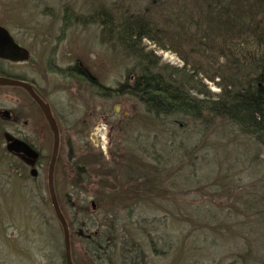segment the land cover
Listing matches in <instances>:
<instances>
[{
    "label": "rangeland",
    "instance_id": "374dc122",
    "mask_svg": "<svg viewBox=\"0 0 264 264\" xmlns=\"http://www.w3.org/2000/svg\"><path fill=\"white\" fill-rule=\"evenodd\" d=\"M150 1L0 0V24L31 55L27 63L5 70L41 86L62 124L65 118L76 122L69 141L92 172L77 182L76 195L58 198L72 222V256L78 264H264V147L227 121L215 119L208 129L172 118L161 123L137 101L105 95L125 80L133 61L105 45L97 25L62 27L64 7L85 15L105 2L139 12ZM146 46L163 63L182 64L174 52ZM75 65L86 76L69 73ZM17 93L0 85L5 106L2 97ZM8 139L0 133V264H64L62 228L45 192L48 161L32 178L29 168L6 152ZM48 152L45 147L44 155ZM128 165L143 166L148 175L151 166L157 168L160 177L151 192H139L138 199L139 193L127 194ZM67 174L61 176L65 185ZM112 208H120L117 245L100 259L84 256L77 228L88 218V231L101 232L100 218ZM126 233L135 239L133 250L121 244Z\"/></svg>",
    "mask_w": 264,
    "mask_h": 264
},
{
    "label": "trees",
    "instance_id": "16d2710c",
    "mask_svg": "<svg viewBox=\"0 0 264 264\" xmlns=\"http://www.w3.org/2000/svg\"><path fill=\"white\" fill-rule=\"evenodd\" d=\"M122 7L104 2L85 15L63 8V28L97 25L101 41L133 61L125 80L105 95L129 97L161 123L172 118L208 129L215 119L227 121L264 147V0H151L139 12ZM147 43L174 52L182 64L163 63ZM81 68L75 65L68 72L86 76ZM143 168L125 169L127 194L133 197L151 192L160 177L156 167L151 166L149 175ZM116 210L120 208L104 210L106 217L112 212L111 218L101 216L104 227L97 234L88 231V218L83 219L77 229L84 256L99 258L117 245ZM67 224L71 229L72 222ZM121 241L123 247L135 249V239L127 233ZM70 253L78 264L71 241Z\"/></svg>",
    "mask_w": 264,
    "mask_h": 264
},
{
    "label": "flooded vegetation",
    "instance_id": "af4514ba",
    "mask_svg": "<svg viewBox=\"0 0 264 264\" xmlns=\"http://www.w3.org/2000/svg\"><path fill=\"white\" fill-rule=\"evenodd\" d=\"M8 32L17 45L22 48H25L28 51L30 59V49L27 46L23 45L22 42L10 32V30H8ZM29 59L26 61L15 62L0 58V76L24 81L28 84V86H30L31 90L39 97V99L44 103V105L49 107L51 115L55 120L59 135L58 152L53 170V189L56 199L58 201V205L60 206L58 198L76 195L78 192L79 182L88 178L92 174V172H90V170H88L86 166L80 162V158H77L75 153V145L73 142L69 141L73 133L75 135L77 133L78 129L76 127V122H72L71 120L65 118L63 119L64 124H62L60 115L55 112L52 108V105H50L48 96L44 93L41 86L36 84L32 79L26 78L24 76L12 75L5 70L7 66L21 65L27 63ZM2 87L9 88L10 92H18L17 94L19 95V97L13 94H8L7 96L2 97L6 98L4 99V101H6V106L2 103L3 100H0V133L9 134V139L11 141L14 139L23 141L30 148L37 152V158L33 160L23 154H15L10 152L7 153L11 157L17 158L25 169L29 168L30 175L32 178H37L38 169L45 166V160L48 161V175V167L53 148V133L49 122L47 121L38 103L35 101V99L31 96V94L26 88L16 85H2ZM20 97L24 99V101L21 99V101H23V104H20L19 102ZM92 135L93 134L91 133L90 136ZM45 147L47 149H50V152H48V154L46 155H44L43 153ZM108 151L109 154H113V151H111V149ZM33 169L36 170V173L34 175L31 173ZM67 172H69L71 178L70 180L68 179L70 183L65 185V179L61 176L65 173L67 174ZM99 174H102L101 178H103L104 170ZM47 175L45 192L50 198ZM67 177L69 178V175ZM102 184V188H104V180Z\"/></svg>",
    "mask_w": 264,
    "mask_h": 264
},
{
    "label": "water",
    "instance_id": "95a60500",
    "mask_svg": "<svg viewBox=\"0 0 264 264\" xmlns=\"http://www.w3.org/2000/svg\"><path fill=\"white\" fill-rule=\"evenodd\" d=\"M0 58L15 61V62L16 61H26L29 58L28 51L25 48H22L19 45H17L12 39L8 30L1 25H0ZM0 84L16 85V86H21L23 88H26L31 94V96L38 103L47 121L49 122V125L53 133V148H52V155H51V159H50V163L48 167V175H47L48 189H49L50 199H51V203H52L55 215L63 231L65 264H74L71 258V253H70V237H69L68 225H67L65 217L63 216L58 206V202L56 200V196L54 194V189H53V170H54V163L57 157L58 144H59V135H58V129H57L55 120L52 117L49 108L46 105H44V103L39 99V97L31 90L30 86H28V84L25 83L24 81L19 80V79L0 76ZM263 88H264V82H263ZM116 111H117V108H115V112ZM102 128H104L103 125H102ZM94 136L96 135L95 134L92 135L93 141H94ZM5 148L10 153L23 154L33 160L37 158V152L34 151L32 148H30L23 141H20L18 139H14L12 141L8 139ZM31 173L34 175L36 173V170L33 169Z\"/></svg>",
    "mask_w": 264,
    "mask_h": 264
}]
</instances>
